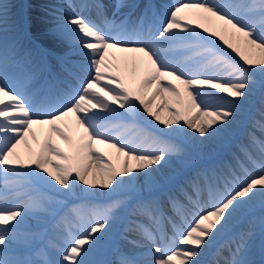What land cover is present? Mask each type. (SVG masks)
<instances>
[{
    "label": "snow or ice",
    "instance_id": "snow-or-ice-1",
    "mask_svg": "<svg viewBox=\"0 0 264 264\" xmlns=\"http://www.w3.org/2000/svg\"><path fill=\"white\" fill-rule=\"evenodd\" d=\"M67 7L77 5L67 0ZM78 7L94 10L96 20L65 12L60 34L69 37L85 58L79 70L87 76L80 80L78 89L54 73L51 81L34 87L43 68L32 49H23L18 35L9 36L18 25L10 27L9 5L0 0V264H99L91 258L121 219L126 220L128 232L141 234L153 247L147 253L152 256L150 261L124 254L118 264H202L204 253L235 222L257 207L264 210V95L254 114L249 113L252 97L258 89L264 90V0L174 4L159 27L148 20L151 5L134 23L129 22L131 13L117 20L121 9L140 7L134 2L116 0L111 19L109 5L103 0H82ZM191 10L206 14L205 19L222 22L220 31L209 32L206 27L198 31L201 25L186 21L184 14ZM110 49L140 54L145 74L137 88L113 71L121 65L113 63L114 55L109 59ZM44 67H50L46 61ZM64 71L79 79L72 69ZM135 72L133 61L130 74L134 76ZM173 80L183 86L186 102ZM153 84L155 90L145 99L146 90ZM161 92L184 103L185 111L194 114L182 117L176 111L170 120L160 119L159 108L153 111L151 104ZM70 115L82 129L72 156L52 142L55 134L71 144L65 131L68 125L61 127L59 123ZM141 117L153 118L170 129L168 136L194 132L204 138L200 143L223 144L237 126L244 125V138L237 145L238 154H233L234 163L198 172L167 193L166 203L178 220L166 214L165 201L154 192L160 174L173 157L183 159L185 149L143 129H139L138 139H128L127 131ZM33 125H47V135L26 162L18 147L27 144L28 135L36 139ZM96 144L114 149L117 159L124 157L122 166L118 169L106 160L94 148ZM52 156L64 163H53ZM34 182L48 184L63 197L75 196L80 184L88 196L118 198L103 205L75 207L79 234L73 233L67 216L60 218L57 236L47 245L55 250L57 258L49 259L45 248H40V259L32 260L13 248L12 242L29 215L41 220L55 218L62 203L52 196L35 195ZM10 199L24 203L9 207ZM165 221L172 227L171 236L164 232ZM259 224L264 233V216ZM255 235L253 231L238 233L228 245L230 258L225 264H257L249 243ZM26 240L30 245L39 243L43 233L39 229L28 232Z\"/></svg>",
    "mask_w": 264,
    "mask_h": 264
},
{
    "label": "rangeland",
    "instance_id": "rangeland-1",
    "mask_svg": "<svg viewBox=\"0 0 264 264\" xmlns=\"http://www.w3.org/2000/svg\"><path fill=\"white\" fill-rule=\"evenodd\" d=\"M14 0H4V2L8 3L9 5V10H10V20H9V25L12 26L15 21V19L18 18V14L21 11V6L20 3L22 0H16V5L17 8L14 7ZM38 1V0H37ZM40 1V0H39ZM134 2V0H130V2ZM150 5V3H145L144 7ZM45 10V9H44ZM39 17L34 16L32 23L35 24V19ZM18 22V21H17ZM18 25V23H17ZM19 32H22V29L19 30ZM13 34V31H9V36ZM34 39L37 37L36 35L32 34L31 35ZM47 39V38H45ZM50 39V38H48ZM56 63V62H55ZM85 76H87V73H85ZM259 79V77H257ZM80 87V85H79ZM262 90V89H259ZM210 103H215V101H210ZM253 104L251 103L249 105V112L251 109H253L252 106ZM259 105H256L255 107L257 108ZM160 125V124H159ZM162 127H164L162 125ZM161 127L162 130H164ZM139 129L146 130L148 132H152L155 135H160L166 140H170L172 142L180 144L186 152V156L190 158V160H184L182 163L180 162V165H176L173 161H171V165L167 168L168 170L171 169L172 172L175 174L180 173L179 177H173L171 181H168L166 184L165 180L168 176L166 174H160V187L157 188L154 192L155 195L159 196L163 201H165L164 207L165 211L167 214V193L169 191H174L177 186L185 184L186 181L194 177L198 172H201L206 169H222L223 166L226 163H234L233 161V154L237 153V145L243 140L244 137H238L239 133L238 130L234 129L233 132L228 136L227 140L223 144H215L213 148H211L210 152L208 153L207 158H199L191 154V152H195L192 150V145L184 141L183 139L176 138V136H168L166 133H161L155 130V128L148 126L145 124V121L143 120H137L136 121V126L133 128H130L126 135L127 138L130 140H136L138 139V131ZM161 131V130H160ZM231 139V144L228 148L230 150L233 148L234 152L230 154H226V157H222L224 154L226 143ZM236 139V141H235ZM182 140V141H181ZM184 141V142H183ZM74 145V144H73ZM72 147V146H71ZM97 149V148H95ZM71 150V148H70ZM18 152L21 155L22 158L25 159L27 162L28 158H26L22 153V147L21 145L18 147ZM101 153V152H99ZM238 154V153H237ZM73 154L69 155L72 156ZM105 157V156H104ZM210 157H212L210 159ZM106 160H111L112 162H115L114 159L110 157H105ZM58 163H64L63 161H59ZM173 173V174H174ZM172 175V174H171ZM242 175V174H241ZM0 189L3 187L2 183V177H0ZM34 187L36 189L35 195L37 196H52L56 199H59L62 201L61 205L58 206L57 209V215L55 218L48 217L43 220L39 219L36 216L29 215L26 218V223L22 226V228L19 230L16 238L12 242V247L18 250V252L22 253L24 256L27 257L28 250L30 247L34 244H28L26 240V233L34 231L39 229L43 233V240L39 243V249L40 248H45V251L47 253V256L49 259H55L57 258V254L54 249L51 247H48V241L51 239H55L57 236V222L60 220V218L67 216L68 219L71 221L73 227L72 231L74 234H79V230L76 227L78 225L79 221L77 218L73 215V209L75 207H78L82 204L85 205H103L105 203L110 202V199H117L118 197H105V196H88L85 195L81 189L77 185L76 189V195L72 197H63L59 196L57 193H55L48 184H44L41 182H34ZM57 188L59 187L58 185L56 186ZM69 199H74L75 201L73 203H70ZM183 199V198H181ZM21 200L18 199H10L8 201V206H14L16 204H22ZM169 208V207H168ZM261 216H264V210H261L260 208H256L243 217H241V221L238 220L237 222H241V224L233 231L231 234H228L227 236L224 235V233L219 237L217 242L210 248L208 249L204 255L201 257L202 264L204 261H209V259H214L217 261H223L225 257L229 254L228 250V245L229 243L233 240V238L238 234V233H247L249 231H253L256 233V235L249 241L253 245L254 248V254L253 258L257 261V264H264V233L261 232L260 229V224H259V218ZM243 218V219H242ZM19 219V217H18ZM187 220L190 222L191 221V216L187 217ZM34 221H41L40 223H35ZM143 222L147 225L148 221L143 220ZM165 221L162 224V227L164 229V232L166 233L167 236H171L173 234V230L170 224L166 223ZM15 223V222H12ZM166 225L169 227V232L165 230ZM150 227L155 230L154 225H150ZM186 230V225L184 226ZM135 241L136 243H132ZM157 244L160 243L159 240V235L157 234ZM153 247V245L145 239L141 234L136 233V232H128L126 230V220L121 219L113 230L111 231L110 236L104 241L101 249L99 252H97L91 259L94 261H98L99 264H118V261L121 257V255H129V256H136L137 259L141 261H150L152 259L151 255H147L149 253V250ZM39 249L36 251L35 256L36 260L40 259V256L38 255Z\"/></svg>",
    "mask_w": 264,
    "mask_h": 264
},
{
    "label": "bare ground",
    "instance_id": "bare-ground-1",
    "mask_svg": "<svg viewBox=\"0 0 264 264\" xmlns=\"http://www.w3.org/2000/svg\"><path fill=\"white\" fill-rule=\"evenodd\" d=\"M37 0H27V8H30V5L32 6V9L37 12V19H35V24L33 25L32 30H48L49 32H53L56 35L49 36L45 35L47 39H43L42 42L44 43L45 46H50L52 49L55 50L58 54H67L69 57H74L76 60H80L81 63L84 61V57L79 54V49L73 45L71 42L70 38L67 36H62L60 34L61 32V27L63 25V14L65 12L70 13L72 16H77V15H82L85 17H90V13H87L85 10H82L78 5L82 2V0H72L74 4L77 5L75 8H69L67 7V0H43L37 1ZM130 0H126V2H129ZM14 2V7L17 8L16 5V0ZM116 0H104V3L109 5V9L112 8V5H114ZM142 2H145V0H141L140 4ZM185 2H195V0H153V4L151 5V9L148 11V15L152 14L155 19H159V24L161 21L166 19L167 13L169 9L171 8L172 5L178 4V3H185ZM209 2H212V0H209ZM22 5V3H21ZM45 9V10H44ZM134 15L138 18L142 14L138 13L139 12V7L136 9L132 10ZM95 13V11L93 10ZM127 13V11H125ZM138 13V14H137ZM21 15V12L18 14ZM27 15H33V12L27 11ZM133 15V16H134ZM156 15V16H155ZM186 21L189 22L192 26L196 25H201V28L197 29L198 31L202 32L203 28H208L209 32L212 31H220V27L222 22L215 20L214 18L212 19H205L204 16L206 14H202L197 10H191L186 12L185 14ZM28 21H32L33 17L30 16L27 18ZM92 19V18H91ZM15 36H19L20 40H23V36L19 33L18 29L16 31H13ZM205 35H207L205 33ZM43 36V35H42ZM42 36H39L41 38ZM226 38L231 40V37L225 34ZM50 38V39H48ZM233 43H237L236 41H232ZM219 43V41H218ZM230 52V50H228ZM35 55H37L35 53ZM115 57V60H113V63H119L121 67L119 69H113V71L116 72L117 75H120L124 78L126 84H128L130 87H135L137 88L139 83L141 82L144 74H145V62L140 59V54L138 53H132V52H121L119 50L115 49H110V56L109 59H112V57ZM235 59L239 62L238 57H235V54H232ZM133 61L136 63V72L135 75H131V67L133 64ZM125 64L127 67H125ZM59 73L60 71L55 70V73ZM73 72H76L79 75V79H77L74 76H70L68 72L63 70V74L66 77V81L68 82L69 85L73 89H78L80 85V80H83L85 76V72H81L78 68L73 67ZM166 83V81H165ZM173 84H175L177 87L180 88L181 90V99L186 102L187 101V94L184 92L183 86L179 84L178 81L173 80ZM34 85V87H36ZM156 85L153 84L149 89H147V94L145 95V99H148L151 93L155 90ZM264 95V90H257L255 95L252 97L251 103L253 104L252 106H256L260 104L261 101V96ZM165 100L167 103L164 105V107H160V105L164 104ZM253 107L251 111L249 112L250 114H254L256 107ZM151 107L153 111H156L157 108H159V117L162 120L168 121L172 118L173 113L178 111L182 117H187L189 115H193V113H187L185 111L184 103H177L175 98L171 97L168 93L166 92H161L156 99L152 102ZM142 111V110H141ZM101 116H103V113H101ZM140 120L145 121V123L155 129L161 130V133H168L170 129L162 127V125H159L158 121H156L153 118H147L144 119L143 117L139 118ZM61 127H64L65 123L68 125L67 128H65V131L68 132V135L71 137V144L68 142L61 140L58 136L55 134L52 135V142L55 145H58L64 152L68 153V155L73 154L74 155V147L75 144L78 140V137L80 133L82 132V129H78L76 123H75V117L70 115L64 122H59ZM161 127L164 129L162 130ZM47 129L48 126H38V125H33V131L35 132L36 139L34 140L31 135L26 136L27 144L22 143V154L26 157L29 158L30 156H33L36 151L39 149L40 144L44 141L47 135ZM238 130L239 136L238 137H243V132H244V125L241 124L235 128ZM176 137L183 139L184 141L189 142L193 147L192 150L195 151L194 153L191 152L192 155L199 157V158H207L208 153L210 152L211 148L215 146L216 143L211 142V141H204L203 143H200L199 141L204 140L203 137H198L197 134L189 133L186 131L185 133H179L175 135ZM183 141V142H184ZM236 141V139H235ZM74 144V145H73ZM231 144V139L227 141L226 143V148L224 151V154L222 157H226V154L233 153L234 150L233 148L230 150L228 148ZM72 146V147H71ZM71 148V150H70ZM94 148H97L99 152H101L105 157H112L115 162H113L117 168L119 169L122 166L124 157H119L117 159V154L115 153V150L112 148H109L107 145L103 144H96L94 145ZM207 156V157H206ZM212 157H210L211 159ZM53 163H58L59 160L57 157L52 156L51 157ZM190 160L189 157L185 155L183 159H177L176 157L172 158V161L176 165H180V162L184 160ZM64 162V161H63ZM133 166H135L136 162L132 161L131 162ZM93 169L96 168L95 163L93 162ZM49 169L52 170V165H48ZM167 173V178L165 180L166 184L168 181H171L173 177H177L180 175V173L175 174L174 172L168 170L167 168L163 170L162 174ZM174 173V174H173ZM172 174V175H171ZM173 176V177H171ZM92 176L89 175L88 179L91 181ZM142 183V180H141ZM78 187L80 189L83 188V185L78 184ZM159 188L160 185H159ZM85 194V193H84ZM86 195V194H85ZM70 203H73L75 200L74 199H69ZM243 219V218H242ZM241 221V219H239ZM235 222L233 226L224 233L225 236L228 234H231L235 229L241 224V222ZM35 223H40L41 221H34ZM229 252V251H227ZM230 258V254H228L223 261H217L214 259H209V261H206L205 264H225V261Z\"/></svg>",
    "mask_w": 264,
    "mask_h": 264
}]
</instances>
